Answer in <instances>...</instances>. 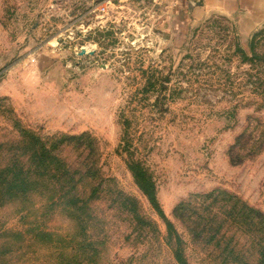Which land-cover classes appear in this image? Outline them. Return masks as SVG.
<instances>
[{"label":"rangeland","instance_id":"374dc122","mask_svg":"<svg viewBox=\"0 0 264 264\" xmlns=\"http://www.w3.org/2000/svg\"><path fill=\"white\" fill-rule=\"evenodd\" d=\"M188 2L0 0V264H177L131 161L153 177L191 264L213 259L175 219L179 203L221 190L264 213V96L252 93L264 8L196 16ZM23 130L84 137L60 155L87 207L8 190L3 171L27 160ZM122 194L153 228L134 225Z\"/></svg>","mask_w":264,"mask_h":264},{"label":"trees","instance_id":"16d2710c","mask_svg":"<svg viewBox=\"0 0 264 264\" xmlns=\"http://www.w3.org/2000/svg\"><path fill=\"white\" fill-rule=\"evenodd\" d=\"M262 39L264 40V29L254 35L253 51ZM245 57L250 65L256 63L254 59L257 57ZM255 66L258 67L257 82L253 85L252 93L264 96V67L259 70L261 65ZM21 136V150L26 152L27 160L24 163L18 161L15 167L3 171V179L9 185L8 190L17 188L22 198H29L33 193L43 191L53 192L57 195L54 200L57 205L70 202L76 208L81 202L87 207V201L78 190L79 179L60 155L62 146H68L84 137L63 136L50 142L25 130ZM252 136V131L245 130L237 138L229 154L233 163L237 148L250 141ZM128 169L136 185L164 223L165 244L171 248L174 260L177 264H191L186 256L187 241L160 206L153 177L141 162H129ZM16 193L19 197V193ZM122 196L120 207L131 212L134 225L140 230L153 228L155 223L145 219L137 211V200L123 194ZM173 213L175 219L185 227L191 243L201 245L208 252L210 259H213V264H264V213L251 208L239 198L221 190L194 194L179 203Z\"/></svg>","mask_w":264,"mask_h":264},{"label":"crops","instance_id":"0c3cea01","mask_svg":"<svg viewBox=\"0 0 264 264\" xmlns=\"http://www.w3.org/2000/svg\"><path fill=\"white\" fill-rule=\"evenodd\" d=\"M188 3L189 12L196 16H204L213 11L231 15L251 12L256 16V12L264 8V0H189Z\"/></svg>","mask_w":264,"mask_h":264},{"label":"water","instance_id":"95a60500","mask_svg":"<svg viewBox=\"0 0 264 264\" xmlns=\"http://www.w3.org/2000/svg\"><path fill=\"white\" fill-rule=\"evenodd\" d=\"M190 8H191V5H190Z\"/></svg>","mask_w":264,"mask_h":264}]
</instances>
